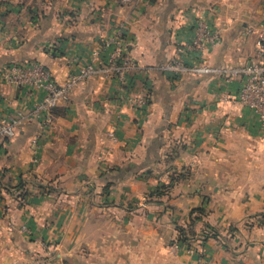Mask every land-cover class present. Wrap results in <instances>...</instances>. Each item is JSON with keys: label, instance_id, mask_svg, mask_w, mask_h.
<instances>
[{"label": "crops", "instance_id": "obj_1", "mask_svg": "<svg viewBox=\"0 0 264 264\" xmlns=\"http://www.w3.org/2000/svg\"><path fill=\"white\" fill-rule=\"evenodd\" d=\"M198 19L215 46L191 48ZM263 27L264 0H0V119L24 112L0 140V264H264V123L239 103L241 77L160 68L246 65ZM112 39L126 82L78 84L50 124L31 113L40 92L1 78L37 62L61 83ZM188 224L198 239L171 240Z\"/></svg>", "mask_w": 264, "mask_h": 264}, {"label": "built area", "instance_id": "obj_2", "mask_svg": "<svg viewBox=\"0 0 264 264\" xmlns=\"http://www.w3.org/2000/svg\"><path fill=\"white\" fill-rule=\"evenodd\" d=\"M130 3L134 0H121ZM193 39L190 46L196 50L213 47L221 39L220 32L210 26L205 20L198 19L193 28ZM103 61L99 54H92L89 62L79 66L67 78L59 83L51 70L37 62H13L3 67L2 80L9 85L21 88L28 94L40 92L31 103V113L34 118L47 125L52 121V111L60 102H67L71 92L80 83L92 78L116 80L124 84L132 67L130 60L124 54V45L119 39H112L106 46ZM165 71L175 74H217L229 77L240 76L242 81L237 91V99L241 105L255 114L264 123V27L256 41L255 54L248 64L232 68H215L203 63L185 64L178 57H171L160 65ZM122 100L132 107L144 106L146 97L143 94L125 93L122 88ZM24 112L17 110L11 119H0V140L12 138L20 126ZM112 143L117 142L114 128L108 132Z\"/></svg>", "mask_w": 264, "mask_h": 264}, {"label": "trees", "instance_id": "obj_3", "mask_svg": "<svg viewBox=\"0 0 264 264\" xmlns=\"http://www.w3.org/2000/svg\"><path fill=\"white\" fill-rule=\"evenodd\" d=\"M165 186V185H164ZM163 185H161V187H156V189L154 190V191H151L150 193H149V196H151V195H153L154 193H156V192H158L159 193V191H160V193L159 194H165V190H163L164 187ZM168 187V185H166V188ZM194 213H196V214H194ZM203 215H204V210L202 209V208H197V209H194L191 213H190V216H192L191 217V219H192V221H197V220H199V219H201L202 217H203ZM178 232H179V235H180V239L181 240H184L185 239V229L184 228H182V227H178ZM210 234H215V231L213 230V229H211L209 226L208 227H206V229H205V231L204 232H202V237L203 238H206V237H208Z\"/></svg>", "mask_w": 264, "mask_h": 264}, {"label": "rangeland", "instance_id": "obj_4", "mask_svg": "<svg viewBox=\"0 0 264 264\" xmlns=\"http://www.w3.org/2000/svg\"><path fill=\"white\" fill-rule=\"evenodd\" d=\"M166 182V181H165ZM161 185H165L163 188V190H165L166 191V183H164V182H162V181H158L157 182V184H156V187H161ZM191 222H194V221H192V219H191ZM190 222V223H191ZM189 225L190 224H188L186 227H183V226H180V225H178V226H176V227H174V229L172 230V236H171V240H174V241H179V240H181L180 239V235H179V232H178V227H182V228H184L185 229V240L187 239V240H196V239H198V235L196 234V231H193L190 227H189ZM205 230V229H204ZM190 232H192V233H190ZM202 232H204V231H202ZM201 235V237H202V233L200 234Z\"/></svg>", "mask_w": 264, "mask_h": 264}]
</instances>
